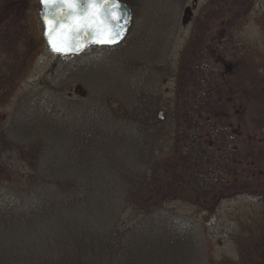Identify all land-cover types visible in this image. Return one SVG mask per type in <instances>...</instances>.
<instances>
[{"label":"rangeland","instance_id":"rangeland-1","mask_svg":"<svg viewBox=\"0 0 264 264\" xmlns=\"http://www.w3.org/2000/svg\"><path fill=\"white\" fill-rule=\"evenodd\" d=\"M121 1L133 10L125 43L116 49L90 50L79 58L63 59L55 57L46 45L39 0H0V133L22 146L43 140L47 155L61 164L75 160L65 151L87 144L74 139L88 134L97 140L90 144L98 148L110 150L111 143L116 144L117 163L127 169L136 165L137 151L127 147L129 129L122 119L125 110L140 100L159 98L161 108L155 117L165 123V131L158 140L156 156L159 163L173 159L175 125L170 114L177 111L179 85H184L179 83L181 61L195 41L200 23L207 29L203 58L193 69L201 74L198 79L223 83L233 96L240 94L244 104L239 105L238 114L251 108L244 102L246 97L264 99V0ZM188 10L192 12L190 21L186 19ZM208 12L214 16L212 21L205 19ZM183 91V99L190 100L186 89ZM205 96L220 98L215 90L205 91ZM235 101L230 97L228 111L221 113L232 126L237 125ZM212 133L205 128L206 143L214 139ZM97 147L93 149L101 151ZM58 151L61 153L56 156ZM29 163L10 151L0 154V261L5 264H34L35 258L50 253L55 245L51 251L57 256L64 252L58 247L60 237H88L95 228L110 227L115 220L116 205L109 196L106 204L89 206L77 215L50 217L55 211L51 209L45 215L49 221L45 219L40 226L31 219L17 227L16 208L32 217L37 207L28 208L30 200H40V195L16 194V189L25 185ZM43 163L49 165L51 159ZM93 163L102 168L108 165L104 157ZM105 174L110 178L101 173L103 179ZM46 191L61 195L56 186ZM56 200L46 197L40 208L48 209L51 202L56 206ZM117 213L118 228L128 231L126 239L130 240L129 260L124 257L118 263L264 264V205L250 194L217 197L206 206L177 201L146 218L130 208ZM163 236L169 239L164 245L159 241Z\"/></svg>","mask_w":264,"mask_h":264},{"label":"trees","instance_id":"trees-1","mask_svg":"<svg viewBox=\"0 0 264 264\" xmlns=\"http://www.w3.org/2000/svg\"><path fill=\"white\" fill-rule=\"evenodd\" d=\"M213 18L210 12L205 14L206 20L212 21ZM186 19L190 21L189 16ZM206 29L203 23L198 25L195 41L190 44L181 61L179 83L184 85H179L177 111L170 114L173 119L172 126L175 125L176 156L173 159L159 163L156 156L158 140L165 131V123L159 122L155 117V113L161 108L162 101L159 98L153 101L140 100L137 105L128 106L125 110L126 115L122 119L123 125L129 129L125 137L128 141L127 147H136L137 151L136 165L127 169L117 163L116 144L111 143L110 150L98 148L90 144L97 140L88 134L77 135L74 139L76 143L78 139H82L87 144L76 151H65L69 158L75 160H65L61 164L52 161L53 158L47 155L43 140L22 146L14 143L4 132L0 133V154L10 151L16 153L22 161H30V172L25 185L19 186L16 194L40 195V200H30L34 204L28 208L37 207L32 210V217L27 216L26 210L16 208L17 227L21 222L31 219L40 226L45 219L49 221L54 215H77L89 206L99 207L106 204L109 196L116 205L115 220L110 227L104 226L100 230L95 228L88 237H60L58 247L64 252L56 256L55 252L51 251L57 246L55 245L50 249V253L35 258L38 261L34 264H126L130 258V240L126 239L129 232L118 228L117 212L120 210L130 208L137 216L146 218L169 203L184 201L192 205L206 206L213 203L217 197L228 198L241 194H250L257 203L264 205V99L246 97L244 102L251 106V113L244 110L238 114L239 105L244 104L240 94L238 97L233 96L223 83L216 81V84H213L209 80L198 79L201 74L196 72L197 69H193L197 63L200 64L204 55L206 37L203 33ZM98 49L101 48H90L73 58ZM229 88L231 89L230 86ZM184 89L189 94L188 101L183 99ZM209 90H215L220 98H207L205 91ZM231 90L236 91L237 88L232 86ZM198 96L206 97L207 101L202 102ZM230 97H234L237 99L235 102H238L236 126H232L227 117L221 118V113L228 111L226 104L229 103ZM204 114L209 115V118H204ZM211 117H216L214 122ZM207 127L213 131L214 139L206 143ZM96 147L101 151H95ZM60 153L61 151L56 152V156ZM101 157L108 162L106 167L102 168L101 164L93 163ZM44 159H51V163L44 165ZM54 160H58V157H54ZM249 166L252 170H249ZM243 167L246 168L240 170ZM47 172L56 175V179H52V175ZM101 173H108L110 178L105 174L106 178L103 179ZM211 174L214 178L209 179ZM241 176L247 177L240 178ZM51 186L59 188L61 195L55 191H46ZM104 192L107 193L103 194ZM94 193L97 195H93ZM103 195L105 200L102 199ZM52 196L57 199V205L53 206L51 202L48 209H41V201ZM71 196L72 202L69 201ZM51 209L57 212L54 211L49 218H45ZM13 216L11 214L12 218ZM166 239L167 237L163 236L159 241L164 245L169 242V239ZM124 257L126 262L118 263V260H123ZM0 264L5 263L0 261Z\"/></svg>","mask_w":264,"mask_h":264},{"label":"snow or ice","instance_id":"snow-or-ice-1","mask_svg":"<svg viewBox=\"0 0 264 264\" xmlns=\"http://www.w3.org/2000/svg\"><path fill=\"white\" fill-rule=\"evenodd\" d=\"M42 2L46 8L52 7L50 0H42ZM60 6L68 10L58 19V25L66 20H71L73 23L57 40L54 41L53 36L49 35V44L53 51L68 54L71 51L84 50L89 43L111 45L121 39L124 29L120 24L122 18L117 12L119 8L117 0H84V3H78L77 0H61ZM81 29L89 34L84 45L78 44L75 40ZM56 30L53 28L52 32ZM68 33L73 36L71 42L65 39Z\"/></svg>","mask_w":264,"mask_h":264},{"label":"water","instance_id":"water-1","mask_svg":"<svg viewBox=\"0 0 264 264\" xmlns=\"http://www.w3.org/2000/svg\"><path fill=\"white\" fill-rule=\"evenodd\" d=\"M78 3H84V0H77ZM41 10L39 12L40 19L43 24L44 29V38L47 44V47L49 51L56 57L60 58H69L73 56H79L82 53H84L86 50H88L91 47H99V48H115L123 44L126 39L129 36L130 29L132 27L133 22V12L132 9L124 2L117 0V3L119 4V8L117 10L118 14L121 16L120 24L123 26V32L121 33V39L118 40V42L111 44V45H101L96 43H89L86 47H84V50L82 51H71L68 54H60L52 50V47L49 44V35L51 34L53 36V40H57L64 32L65 30L73 23L71 20H66L63 23H60L58 25V19L63 16L64 12H66L68 9L66 7H62L61 0H50V3L52 4V7L46 8L42 0H39ZM196 6V3L194 4V7ZM94 11V10H92ZM188 16V11H187ZM79 20V18H77ZM56 28L57 30L55 32H52V29ZM88 33L84 32L82 29L80 30V34H78L75 37V40L78 44L84 45L85 42L88 40ZM65 39L71 42L73 39V36L71 33H68L67 36H65Z\"/></svg>","mask_w":264,"mask_h":264}]
</instances>
